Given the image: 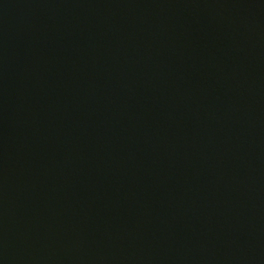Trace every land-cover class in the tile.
Listing matches in <instances>:
<instances>
[{
	"label": "water",
	"instance_id": "obj_1",
	"mask_svg": "<svg viewBox=\"0 0 264 264\" xmlns=\"http://www.w3.org/2000/svg\"><path fill=\"white\" fill-rule=\"evenodd\" d=\"M0 264H264V0H0Z\"/></svg>",
	"mask_w": 264,
	"mask_h": 264
}]
</instances>
